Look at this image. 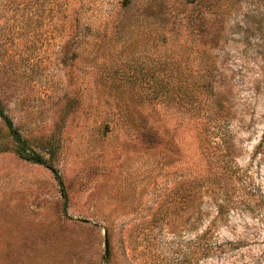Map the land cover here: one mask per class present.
<instances>
[{
  "label": "rangeland",
  "instance_id": "1",
  "mask_svg": "<svg viewBox=\"0 0 264 264\" xmlns=\"http://www.w3.org/2000/svg\"><path fill=\"white\" fill-rule=\"evenodd\" d=\"M143 1L116 15V0H84L65 22L61 0H0V107L29 149L48 160L55 149L50 167L18 159L0 121V264H264V0L224 4L217 114L195 119L146 101L148 81L103 68L184 47L175 32L142 41ZM104 16L117 27L102 33ZM212 162L245 171L262 207L230 211L211 240L227 250L191 260L198 231L173 232L162 211ZM205 201L199 231L214 215Z\"/></svg>",
  "mask_w": 264,
  "mask_h": 264
},
{
  "label": "trees",
  "instance_id": "2",
  "mask_svg": "<svg viewBox=\"0 0 264 264\" xmlns=\"http://www.w3.org/2000/svg\"><path fill=\"white\" fill-rule=\"evenodd\" d=\"M61 1L65 22L69 21L72 14H80L81 9L88 10L85 8L84 0ZM238 2L239 0H144L137 9L139 26L136 27L140 37H145L142 41L162 43L165 34L175 32L185 36L184 47L170 48L163 56L160 55L156 61H153V64L148 63V57L142 60L136 53L131 52L127 54L126 59L118 61L122 64L116 69H112L114 63L110 65L106 63L103 68L108 67L109 71H112V74L109 72L110 77L128 75L132 79L131 84L134 85H140L143 79L148 81L147 92L144 94L146 101L165 104L169 107L168 110L189 115L192 119L201 115L212 117L217 114L214 109L217 99L213 94V63L215 48L218 46L222 32L221 11L225 3L228 7H233ZM115 4L119 6L117 15L121 10L135 6V0H116ZM103 21L102 33L110 25V28L117 27L114 20L107 23L105 16ZM139 27L141 30H138ZM145 64H148L146 70ZM139 74L143 76L142 80ZM0 121L6 129V138L13 143V152L18 159L51 166L50 159L53 158L55 149H49V160L29 149L26 141L21 138L1 107ZM263 143L262 140L258 147ZM5 149H7L5 145L0 147V153ZM207 168L206 173L197 171L189 173L184 181H179L171 194V206L162 211L173 216L170 220L173 232L179 231L181 223L192 232L198 231L192 244L195 246L198 243L201 250L196 254L192 252L191 260H200L214 255L215 252L223 253L227 250L226 245L218 246L211 240L214 237L215 225L230 211L252 210L254 206L262 207V203L255 199L256 191L248 183L245 171H241L240 167L230 163L219 165L217 162H212ZM232 182L234 184H231ZM205 200L213 207L214 215L210 220L207 219V226L199 231L203 226L201 208ZM164 205L165 203L162 207ZM106 238L109 241L108 229H106ZM228 246L236 249L239 245L229 243Z\"/></svg>",
  "mask_w": 264,
  "mask_h": 264
},
{
  "label": "water",
  "instance_id": "3",
  "mask_svg": "<svg viewBox=\"0 0 264 264\" xmlns=\"http://www.w3.org/2000/svg\"><path fill=\"white\" fill-rule=\"evenodd\" d=\"M104 248H105V252H106V250H107V238L105 235V231H104Z\"/></svg>",
  "mask_w": 264,
  "mask_h": 264
}]
</instances>
